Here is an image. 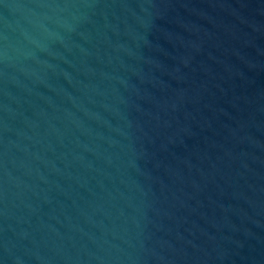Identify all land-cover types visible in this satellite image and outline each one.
Here are the masks:
<instances>
[{
    "label": "water",
    "instance_id": "water-1",
    "mask_svg": "<svg viewBox=\"0 0 264 264\" xmlns=\"http://www.w3.org/2000/svg\"><path fill=\"white\" fill-rule=\"evenodd\" d=\"M0 264H264V0H0Z\"/></svg>",
    "mask_w": 264,
    "mask_h": 264
}]
</instances>
